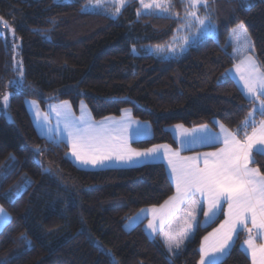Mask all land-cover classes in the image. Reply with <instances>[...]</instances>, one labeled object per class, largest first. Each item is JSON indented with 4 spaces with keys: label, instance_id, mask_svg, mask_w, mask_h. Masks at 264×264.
Masks as SVG:
<instances>
[{
    "label": "trees",
    "instance_id": "trees-1",
    "mask_svg": "<svg viewBox=\"0 0 264 264\" xmlns=\"http://www.w3.org/2000/svg\"><path fill=\"white\" fill-rule=\"evenodd\" d=\"M219 23L218 36L202 38L169 57L148 52L149 45L171 43L184 24L186 1L172 0V15L141 12L136 0L119 14L88 11L81 1L0 0V18L19 37L23 75L14 68L11 45L0 33V206L10 222L0 230V261L11 264H197L201 236L217 225L223 212L198 227L178 251L170 253L159 238L150 239L139 223L125 221L139 208L161 204L173 185L162 162L87 170L68 156V145L40 136L25 106L69 100L75 112L84 100L94 119L120 115L129 107L135 118L151 123L149 138L133 141L146 148L176 147L171 124L214 125L217 119L244 140L264 116L249 113L248 99L228 74L234 64L227 38L243 22L264 71V0H206ZM82 9L84 11H82ZM133 47L137 50L132 52ZM247 118L248 126L243 122ZM11 156L15 159L12 160ZM252 165L264 174V155L252 153ZM31 180L13 201L2 193ZM32 241L28 248L21 234ZM242 233L221 264H251L240 246Z\"/></svg>",
    "mask_w": 264,
    "mask_h": 264
},
{
    "label": "snow or ice",
    "instance_id": "snow-or-ice-1",
    "mask_svg": "<svg viewBox=\"0 0 264 264\" xmlns=\"http://www.w3.org/2000/svg\"><path fill=\"white\" fill-rule=\"evenodd\" d=\"M202 0H188V9L185 14V19L188 21L186 27H196L197 39H202L214 35L217 31V25L211 17V14L207 11V5L205 15L203 17L197 14V5L201 4ZM101 0H96V6H99ZM124 0H121L123 5ZM144 8H156L161 9L163 12H168L169 7L166 6V0H158V2L144 3L141 0ZM242 4L249 5V0H241ZM82 11H84L82 9ZM120 12V8H116V13ZM234 37V44L243 47L247 44V31L241 22L235 28L232 29ZM243 37V41H241ZM189 41L184 40L180 45V51H184L185 45H188ZM240 47H234L235 52L240 51ZM135 47L132 52L136 53ZM156 51H167L169 53H176V49L168 47L161 49L160 46H156ZM247 59H251L248 57ZM243 63V61H242ZM239 71V65L237 66ZM22 75V73H21ZM240 79L244 81V88L247 89L248 94L254 96L259 101V113L264 116V75L260 77H254L250 72L248 76L241 74ZM3 101L7 103L8 96H3ZM57 115H61L58 111ZM253 113H249L252 116ZM64 131L67 133V139L71 144V154L75 157V160L79 162L81 166H105L106 162L113 160V152L115 147L109 143L110 140L115 139L112 136L113 129L97 128L93 127L88 121L85 120L82 115L78 120H74L70 112H64ZM244 126H248L247 118L243 122ZM207 127V126H203ZM225 148L221 149L219 153H209L207 156L216 157L215 160L209 162L205 160L204 168L198 166H191L186 169L182 168L178 170L173 164V160L168 158L169 165L172 166V172L176 181L177 195L170 197L165 204L171 203L172 207L177 206V202L183 203L189 195H195L200 193L201 196L207 199V210L204 211L205 216L215 215L216 212L221 210V201L226 200L229 208V220L225 221L227 230L224 231L214 244L203 246L202 254L200 257V264H221V258L226 254V249L229 248V241L232 240L233 234L236 231L237 224H243L247 227L246 221L251 219L253 228L264 230V174H261L258 169L249 168V162L252 155L254 145L264 146V119H261L259 126H252L251 133L245 131L244 140L237 139L235 134H228L224 139ZM160 146L149 148L145 152L121 151L115 155V161L123 163L125 165L137 164L141 162H157L160 161L164 154L159 151ZM257 154L264 155V147L256 148ZM142 158V159H141ZM14 160L15 157L11 156ZM11 165L6 166L3 170H0V179L5 178L7 169ZM31 180L25 177V180L21 184H17L14 188H11L4 193L3 197L9 201L15 200L21 195L24 189L31 184ZM193 207L196 201H192ZM135 217L130 219V222L135 221ZM10 222L9 215L0 208V229H3L5 225ZM225 225H221V228H225ZM148 228L156 231V227L152 221H149ZM218 232L220 230H217ZM251 234L252 228H248ZM21 238L24 244L31 248L33 241L25 234H21ZM187 238V234H181L178 238L168 236L165 238L169 252H174L180 248V245ZM208 238L205 237V240ZM254 264H257V252H259L260 260L258 264H264V244L257 246L253 237L250 235L246 241ZM12 258L0 261V264H11Z\"/></svg>",
    "mask_w": 264,
    "mask_h": 264
},
{
    "label": "crops",
    "instance_id": "crops-1",
    "mask_svg": "<svg viewBox=\"0 0 264 264\" xmlns=\"http://www.w3.org/2000/svg\"><path fill=\"white\" fill-rule=\"evenodd\" d=\"M235 27L236 26H233L230 29L228 35L230 51L234 61L233 66L228 70V74L233 78L241 92L248 99L253 100V109L251 111L253 115L249 116V120L253 121L256 112H259V101L256 100L254 96L248 94L247 89H245L243 86L244 81L240 79V76L241 74L248 76L249 73L252 72L254 77H260L264 75V71L260 67L259 62L254 55L253 43H251L248 38L247 44L243 47L234 44L232 29ZM234 47H240V51L235 52ZM248 57H251V59H247ZM238 65L240 69L239 71L237 70ZM234 71L237 72L234 73ZM24 102L37 133L50 141L65 142L68 145V156L70 160L77 167L82 169L97 170L114 167H131L149 163L141 162L137 164L125 165L115 161V155L119 154L121 151L130 152L134 150L136 152H145L149 148L160 146L159 151L161 154H164V156L160 161L157 162H162L165 165L166 173L173 185V194H171L159 205L144 206L139 208L125 221L124 228L126 230H130L132 227L142 222L146 235L150 239L159 238L167 250L168 247L165 243L166 237L172 236L173 238H178L181 234H187V238L184 239V242L180 245V248L178 250L174 249V252H170L175 253L178 252L193 237V234L198 227H204L208 225L222 211V220L201 236L198 246L199 258L197 260V264H200L202 247L214 244L221 234L227 230L228 226L225 225V221L229 220V208L228 202L226 200L221 201L222 207L220 211L216 212L215 215L210 214L209 216L204 215V211L207 210V199L206 197L201 196L200 193H195L194 196L190 194L183 203L177 202V206L175 208L172 207L171 203L168 205L165 204V201H168L170 197L177 195L175 177L172 172V166L169 165L167 157H170L173 160V164L178 170L182 168L186 169L191 166L204 168L206 159L209 162L216 159V157L207 156L206 154L219 153L221 149L225 148V136L230 133L235 134L219 120H213L215 126L207 123L198 124L195 126H186L181 123L171 124L167 127V129L175 139L177 144L176 147H173L168 143H157L146 148H137L133 146L132 142L151 137L153 134V128L150 122L135 118L132 114V110L129 107L123 108L121 114L118 116L108 115L100 119H94L87 103L84 100L79 102L77 112L74 111L69 100L48 102L44 107H41L39 102L33 98H25ZM58 111L61 113L59 116L57 115ZM64 112H70L74 120H78L83 115L85 120L88 121V123L93 127L113 129L111 134L113 137H115V139L109 141V143L115 147V151L113 152V160L106 162L105 166H81L71 154V144L67 139V133L64 131ZM258 126L259 124L257 127ZM237 139L239 138L237 137ZM258 147L264 146L254 145L252 153L256 151V148ZM252 160L253 156L251 155L248 167L258 169L256 166L252 165ZM193 200L196 201L194 207L192 204ZM0 208H2L7 213V211L2 206H0ZM133 217L136 218L135 221L130 222V219ZM149 221L154 223L156 227L155 232L148 228ZM246 224L247 227H245L243 224L236 225V231L233 234V238L231 241H229V248L226 249V254L221 258V260L229 253L239 233H242L240 246L250 257L251 264H254L251 249H249L246 241L251 235L253 237L254 243L257 246L264 244V230L253 228L250 217L246 221ZM221 225H225V228L222 229ZM248 228H252L251 234L249 233ZM217 230L220 231L218 232ZM205 237L208 239L205 240ZM256 259L258 264L260 260L259 252H257Z\"/></svg>",
    "mask_w": 264,
    "mask_h": 264
},
{
    "label": "rangeland",
    "instance_id": "rangeland-1",
    "mask_svg": "<svg viewBox=\"0 0 264 264\" xmlns=\"http://www.w3.org/2000/svg\"><path fill=\"white\" fill-rule=\"evenodd\" d=\"M57 1H63V2H68V1H74V0H57ZM77 1H81L83 4V8L85 10H90V11H104L107 12L108 14L112 15V16H116L118 15L116 13V8L119 7L120 10L122 9V7L129 2L130 0H124L123 5H121V0H101V3L99 6H96V0H77ZM139 3L140 6V11L141 12H155V13H159V14H167V15H172L173 11H174V7L172 5V0H166V6L169 7V11L168 12H163L161 11V9L156 8L155 6H153L152 8H144L143 4L141 3V0H136ZM186 1V10L183 9L184 11V16L186 14V11L189 10L188 9V0H184ZM158 2V0H144V3H155ZM162 2V0H161ZM207 5V11L211 14L212 19L214 20L215 24L217 25V31L214 35H212L213 37H217L218 36V32H219V23L217 21V19L215 18V15L212 11V9L210 8V6H208V4L206 3V0H202L201 4L197 5V9L198 12L197 14L201 17H203L205 15V7L204 5ZM184 24L182 25V27L180 28L181 32L180 34H178L171 43L168 44H161V45H149L148 46V52L151 54H154L156 56H161V57H169V56H174L176 54H180V45L183 44L184 40L187 39L189 41L188 45H185L184 50L187 49V47L190 44H194L198 39H197V30L196 27H186L185 25L187 24V20L184 19ZM240 24V23H238ZM238 24H236L235 26H237ZM245 26V25H244ZM246 28V26H245ZM247 31V28H246ZM0 33L4 36L5 40L9 42V44L11 45V49H12V54H13V64H14V68L18 71L19 77H21L23 75V63H22V59L19 56V45H20V40L19 37L16 35L14 29L7 23L5 22L3 19L0 18ZM247 38L251 41L252 40L249 36V33L247 31ZM241 41H243V37L240 38ZM227 42L229 43V38L227 39ZM156 46H160L161 49H166L169 46L172 48L176 49V53H169L167 51H160L157 52L156 51ZM237 71H234V73H236ZM22 73V75H21ZM240 82V81H239ZM10 94V93H9ZM8 91L4 94L9 96ZM8 106V100L7 103H5L3 101V99H1L0 102V113L3 112L4 115L6 116V118L8 120H11L12 117L10 115V113L6 110Z\"/></svg>",
    "mask_w": 264,
    "mask_h": 264
}]
</instances>
